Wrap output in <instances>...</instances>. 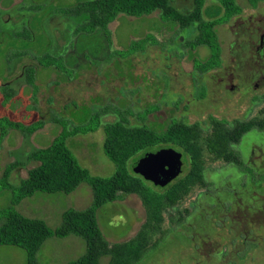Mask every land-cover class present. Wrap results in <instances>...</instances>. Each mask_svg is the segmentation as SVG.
Returning <instances> with one entry per match:
<instances>
[{
	"label": "rangeland",
	"instance_id": "rangeland-1",
	"mask_svg": "<svg viewBox=\"0 0 264 264\" xmlns=\"http://www.w3.org/2000/svg\"><path fill=\"white\" fill-rule=\"evenodd\" d=\"M82 1L89 0H0V169L16 161L32 168L36 163L28 162V155L49 147L64 128L83 130L99 121L127 117L134 127L146 119L149 129L162 131L177 119L206 124L210 116L228 122L264 118V83H258L264 60L258 64L256 55L264 3L253 8L250 0H237L242 14L217 27L222 66L202 74L194 60L207 62L211 52L205 46H186L198 34L195 27L183 30L164 23L155 12L121 14L105 31L82 32L87 18L66 15ZM170 5L184 14L194 9L193 0H170ZM220 11L219 0H206V20ZM239 20L245 23L239 26ZM232 74L233 83L228 78ZM231 84L235 88L227 89ZM34 112L37 124H53L49 130L33 137L11 128L12 121L25 126L33 122ZM210 135L204 134L203 144ZM104 141L99 129L71 137L68 146L91 175L109 178L116 167L104 153ZM236 148L241 165L227 168L226 162L205 154L206 168L219 170L216 179L209 177L215 184L211 190L198 188L179 205L182 213L166 212L161 230L150 232L137 264H264V131L251 130ZM183 163L181 175L166 187L145 182L151 199H159L188 173L186 155ZM207 191L203 200L200 196ZM42 196H60L58 208L77 207L74 194ZM11 199L5 192L0 210L9 208ZM92 202L80 204L90 207ZM97 220L104 238L114 245L141 231L147 211L137 195H129L123 203L103 206ZM57 221L53 216V225ZM109 261L103 258L101 264Z\"/></svg>",
	"mask_w": 264,
	"mask_h": 264
},
{
	"label": "trees",
	"instance_id": "trees-1",
	"mask_svg": "<svg viewBox=\"0 0 264 264\" xmlns=\"http://www.w3.org/2000/svg\"><path fill=\"white\" fill-rule=\"evenodd\" d=\"M193 1L194 9L189 14L173 8L170 0H89L79 2L69 9L66 15L87 18L79 31L94 32L97 29L107 30L121 14L142 17L160 12L164 23H175L183 30L196 28L197 36L193 41L187 42L186 46L191 50L202 46L210 49L211 56L207 62L194 60L196 71L205 74L222 66V45L217 27L240 16L242 8L237 0H219L221 11L213 19L206 20V0ZM250 2L251 6L256 8L259 3H264V0ZM11 4L16 5V2ZM11 95L14 97V92ZM108 112L106 110L104 113ZM145 120L141 126L134 127L126 117L115 123L102 124L99 121L83 130L64 128L49 147L28 155L27 161L36 163V166L30 169L28 177L21 180L17 186L10 182V176L23 164L16 161L7 166L3 177L0 178V193L10 192L12 199L9 208L0 210V246L24 249L28 254V264H39L37 253L48 239L73 235L85 241L86 253L70 264H101V260L106 257L110 258L108 264H137L143 259L148 248L150 232L161 230L166 212L172 209L179 212V205L193 197L198 188L208 187V190H211L210 186L215 184V181H209V177L216 179L219 171L206 168L205 154L226 162V168L232 164L241 165L236 146L240 145L244 135L251 130L264 131V118L228 122L210 116V121L206 124H187L175 120L162 131L149 129ZM35 121L27 126L13 121L10 124L14 130L30 136L42 126ZM99 129L105 134L104 153L116 167V172L109 178L91 175L68 146L71 137L79 133H93ZM208 131L211 135L203 144V136ZM2 136L4 138L5 134L2 133ZM162 147H174L183 151L189 160V171L169 186L164 195L154 200L148 194L146 181L133 173L131 167L144 153ZM82 184L92 189V205L85 210L65 211L61 226L55 230L44 220L27 218L17 210L24 199L38 193L69 195ZM208 192L200 197L203 200L208 199ZM129 195H137L142 200L147 211V222L132 240L110 245L98 226V211L107 204L125 200ZM185 213L190 215L189 210Z\"/></svg>",
	"mask_w": 264,
	"mask_h": 264
},
{
	"label": "crops",
	"instance_id": "crops-1",
	"mask_svg": "<svg viewBox=\"0 0 264 264\" xmlns=\"http://www.w3.org/2000/svg\"><path fill=\"white\" fill-rule=\"evenodd\" d=\"M35 113L36 112L32 114L30 120H39L34 116ZM52 125L53 124L47 121L43 122L41 128L34 132L32 136H37L43 133V131H45L46 129L49 130ZM6 168L7 166H5L3 169H0V178L3 177ZM32 168L22 166L16 168L10 176V182L14 186H17L21 180H24L28 177V172ZM23 172L24 175L22 174ZM4 193H0V201L3 200ZM73 194L76 195L77 199V207L75 208H58L60 207V196H57L59 198H56L55 196L46 198L45 196H42V194H36L33 197L24 199L17 207V210L27 218L44 220L50 228L55 229L59 226L60 221L62 220V215L65 211L69 209L85 210L89 208V205H84V207L80 204V202H85L87 204V202H92L93 200L92 189L86 184L80 185L76 191L69 195ZM69 195H67V197ZM120 202L123 203L124 200ZM55 215L57 216L58 221L56 225H53L51 221H53V216ZM85 251V241L80 237L73 235L65 238L53 237L48 239L41 247V249L37 253V261L39 264H70L71 262L80 259L85 254ZM0 264H28V254L24 249L15 246H0Z\"/></svg>",
	"mask_w": 264,
	"mask_h": 264
},
{
	"label": "water",
	"instance_id": "water-1",
	"mask_svg": "<svg viewBox=\"0 0 264 264\" xmlns=\"http://www.w3.org/2000/svg\"><path fill=\"white\" fill-rule=\"evenodd\" d=\"M182 157V153L169 148L149 151L133 164V170L145 181L166 187L181 175Z\"/></svg>",
	"mask_w": 264,
	"mask_h": 264
},
{
	"label": "flooded vegetation",
	"instance_id": "flooded-vegetation-1",
	"mask_svg": "<svg viewBox=\"0 0 264 264\" xmlns=\"http://www.w3.org/2000/svg\"><path fill=\"white\" fill-rule=\"evenodd\" d=\"M237 22H239V26H241V25H243L244 23H245V21H237ZM258 31H260V33H259V41H258V44H257V52H256V55H258L259 54V62L260 63H258V64H261L262 63V60H264V25H262L261 27H259L258 28ZM260 54L261 55H263V57L262 56H260ZM262 57V58H261ZM260 68H262V66H260ZM262 69H264V68H262ZM209 73V72H208ZM202 74H204V73H202ZM206 74V73H205ZM195 75H193V77H194ZM262 77H260V81H258V83H260V82H262V83H264V75H261ZM236 76L235 75H229V79H230V82L231 83H233V80H234V78H235ZM220 81H223V79H220ZM258 83H256L255 84V87H257L259 84ZM233 88H235V84H231V85H227V89H229V90H231V89H233ZM239 88L241 89V86H239ZM238 88V89H239ZM208 90V87H206V91ZM220 91V90H219ZM218 91V92H219ZM222 91V90H221ZM220 91V92H221ZM223 92V91H222ZM175 119H177V118H174V120ZM178 121H182V120H180V119H177ZM240 121V120H239ZM245 121H247L246 119H245ZM184 122V121H183ZM174 149V150H176V151H178V152H180V153H182V155L184 156L185 154L183 153V151H181V150H179V149H177V148H174V147H162V148H159V149ZM159 149H157V150H159ZM237 149V148H236ZM182 160H183V157H182ZM182 170H183V168H182ZM219 171V170H218Z\"/></svg>",
	"mask_w": 264,
	"mask_h": 264
}]
</instances>
